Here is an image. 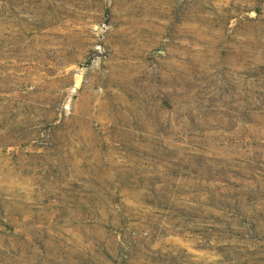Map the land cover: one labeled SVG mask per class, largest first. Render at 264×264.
I'll return each instance as SVG.
<instances>
[{
  "label": "rangeland",
  "instance_id": "rangeland-1",
  "mask_svg": "<svg viewBox=\"0 0 264 264\" xmlns=\"http://www.w3.org/2000/svg\"><path fill=\"white\" fill-rule=\"evenodd\" d=\"M0 264H264V0H0Z\"/></svg>",
  "mask_w": 264,
  "mask_h": 264
}]
</instances>
